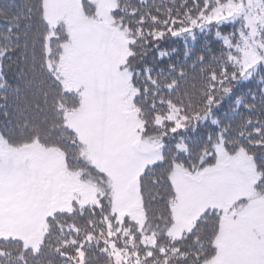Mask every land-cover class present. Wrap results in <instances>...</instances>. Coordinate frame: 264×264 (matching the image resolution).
Instances as JSON below:
<instances>
[{"label":"snow or ice","instance_id":"snow-or-ice-1","mask_svg":"<svg viewBox=\"0 0 264 264\" xmlns=\"http://www.w3.org/2000/svg\"><path fill=\"white\" fill-rule=\"evenodd\" d=\"M0 264H264V0L0 3Z\"/></svg>","mask_w":264,"mask_h":264},{"label":"trees","instance_id":"trees-1","mask_svg":"<svg viewBox=\"0 0 264 264\" xmlns=\"http://www.w3.org/2000/svg\"><path fill=\"white\" fill-rule=\"evenodd\" d=\"M6 2H8V0H0V3H6ZM182 41L180 42V44L179 45H176L177 47H180V46H182ZM172 46V44H171V42H169V43H166V44H164V45H162V48H165V49H167V48H170Z\"/></svg>","mask_w":264,"mask_h":264}]
</instances>
